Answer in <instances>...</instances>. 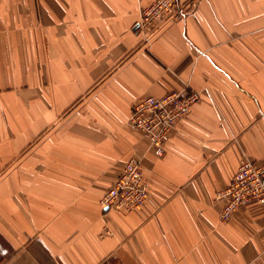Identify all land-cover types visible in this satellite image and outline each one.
Returning a JSON list of instances; mask_svg holds the SVG:
<instances>
[{
    "label": "crops",
    "instance_id": "obj_1",
    "mask_svg": "<svg viewBox=\"0 0 264 264\" xmlns=\"http://www.w3.org/2000/svg\"><path fill=\"white\" fill-rule=\"evenodd\" d=\"M153 1L0 0V264H264V206L222 223L215 197L264 163V0H190L145 41ZM182 91L156 156L130 110ZM133 156L149 196L103 210Z\"/></svg>",
    "mask_w": 264,
    "mask_h": 264
},
{
    "label": "built area",
    "instance_id": "obj_2",
    "mask_svg": "<svg viewBox=\"0 0 264 264\" xmlns=\"http://www.w3.org/2000/svg\"><path fill=\"white\" fill-rule=\"evenodd\" d=\"M190 0H154L141 8L137 28L148 40L153 29L183 17L190 9ZM156 27V28H154ZM197 100L196 92H169L159 97L147 96L135 103L128 124L144 134L148 149L163 155V145L169 141L177 125L190 113ZM149 196V184L141 170V158L133 156L123 171L99 201L103 210L131 211ZM222 200L219 221L228 222L235 211L247 202L264 206V163L244 161L227 186L215 193Z\"/></svg>",
    "mask_w": 264,
    "mask_h": 264
}]
</instances>
